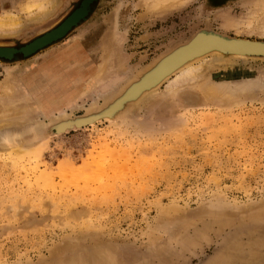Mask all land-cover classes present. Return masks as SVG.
<instances>
[{"label":"rangeland","instance_id":"obj_1","mask_svg":"<svg viewBox=\"0 0 264 264\" xmlns=\"http://www.w3.org/2000/svg\"><path fill=\"white\" fill-rule=\"evenodd\" d=\"M79 1L0 0V46L50 31ZM184 1L162 10L168 0H99L58 44L0 62V119L33 117L0 122V264H264V59L209 55L198 81L158 97L169 77L128 102L120 124L36 139L62 112L87 114L112 45L123 60L119 93L200 32L264 43V0ZM211 84L236 95L210 101ZM101 92L100 105L119 109L115 93Z\"/></svg>","mask_w":264,"mask_h":264},{"label":"bare ground","instance_id":"obj_2","mask_svg":"<svg viewBox=\"0 0 264 264\" xmlns=\"http://www.w3.org/2000/svg\"><path fill=\"white\" fill-rule=\"evenodd\" d=\"M151 1H156V2L161 1L162 2L166 0H143V3H145L147 7L151 8V3H150ZM168 1L169 2H166L167 4L165 3L163 5L164 7L160 5L161 8L163 7L162 10H164V8H167V7H172L173 5H174L173 7H175L179 3L182 4L184 0H180L179 2H177L176 0L175 1L168 0ZM176 2L177 4L175 5ZM40 6H41L40 2L36 1L33 3L31 7L40 8ZM262 9L264 10V3L262 4ZM158 11H160V9ZM224 22L226 24L228 21H224ZM249 22L251 23V21ZM235 25H238L237 22ZM235 25H233V28L235 27L237 28V26ZM258 29L261 32V34L264 35V22H262V24L259 25ZM44 34L40 35L39 37L43 36ZM198 35L200 36L196 39V41H194L192 45H189L191 41H193V39L197 37ZM195 37L190 42H188L186 45H182L178 49H175L172 52L170 51L168 54L154 61L155 63H153L149 68L144 69L141 72L139 71L140 73H138L137 75H134L132 79H130V81H128V83L123 86L124 87L123 90L121 92L118 91L119 93H116L115 90H113V93H112L111 90L113 89L114 84L118 83L119 79L120 80L122 78L124 79V77H121L123 76V74L122 75L119 74L121 71V68L123 69V60L121 57L122 55L119 54L116 45H112L110 50L107 53V56L105 55L106 58H104L105 60L104 62H102L101 70L99 74L94 77V79L92 80V84L89 85L91 94L93 95L96 94L95 96L97 98H95V100L91 99L93 100V106L91 105L92 107L87 112L85 117L82 120H76L74 118H68L69 115L67 114V112H62L60 116L55 121H52L50 125H48L47 127L49 128V126H57L59 132H64V131L66 132L67 131L66 129L68 127L70 128L75 127V126L82 127L86 123H89V122L93 123L95 120L99 119L102 115H106L105 116L106 120H109V119L112 120V122L110 121L111 123L118 124L119 122H116V120L115 122H113L114 121L113 119H116L117 114H114L112 111L114 110V112H116L118 108L116 109V108L111 107L112 105L109 104V101H112V100L108 101L104 98L106 102L108 101L107 104L104 103L100 105V103H98L100 101L99 98L101 96L100 93L102 94L101 92L102 90L103 92L104 91L106 92L104 94H108V95L115 93L117 95L114 97L116 101L121 100L122 98H126V100H129V102L133 103L134 99L138 98L136 100V102H138L140 98H142V96H145L146 94L158 92L163 81L164 80L167 81L169 80V77L175 75V77H173L174 78L173 80H171L170 82L167 81L169 84L167 85L165 91L160 94L159 92L157 93L158 97H163L165 99H168V98H171L172 94H177L178 88L181 87L182 85L187 84V82H189V84L190 82L194 83L200 79L201 77L200 73H202V71L204 70V64L209 62L208 60H210V58H207L209 55H212V57H221V58H227V59H254V57H248L249 55H252L251 53H259L260 55H264V43L259 42V41H251V40H244V39H227L220 35L209 34V33L201 34V32L198 33ZM0 47L7 48L4 46H0ZM259 57L261 58L263 57L264 59V56H259ZM210 63L211 61L209 62V64ZM160 78H162V81H160ZM12 82H13L12 84H10L9 86H6V90L8 92H11L14 96L15 94L19 95L20 84L17 83L15 79ZM119 89L120 88H118V90ZM98 90H101V91L99 92ZM204 91L207 94L208 99L210 101H215V102H217V100H219L220 97L222 100V97L233 98L232 96L236 95V92L232 91L231 89L229 91L226 88V86L220 85V84L219 85L218 84L205 85ZM103 96L104 95L102 94L101 97ZM112 96H109L108 98ZM255 98L257 99V97ZM251 99L252 98H250L249 101H251ZM252 101H254V99ZM28 113L29 112L26 109H23L21 110V112H18V114L16 113L8 117L9 120L0 119V122L1 123L9 122L10 119L11 121H16L18 123H24V122H29V121L33 122L32 113L30 115H28ZM1 125H4V124L2 123ZM45 130H46V127H44L43 131L36 133L37 141L41 139L43 136L48 137V133Z\"/></svg>","mask_w":264,"mask_h":264},{"label":"water","instance_id":"obj_3","mask_svg":"<svg viewBox=\"0 0 264 264\" xmlns=\"http://www.w3.org/2000/svg\"><path fill=\"white\" fill-rule=\"evenodd\" d=\"M98 2L99 0H80L79 3L75 6V8L72 10V12L60 24L55 26L53 30H50V32L44 34L39 38H35L24 45L8 46L7 48L0 47V62L6 64H12L18 61L28 60L29 58L37 55L39 52L46 50L54 46L55 44H58L90 18ZM199 36L200 35L195 37L189 45H192V43L196 41V39ZM251 54L252 55H249L248 57L263 59V57L261 58L259 56H264V55H260L259 53H251ZM137 99H134V101L133 100L132 101L135 102ZM119 101H121L122 104H120L119 109L116 112H114V114H118L121 110H123L126 107L127 103L129 102V100H126V98H122ZM85 115L80 117H74V119L82 120L85 117ZM105 116L106 115H102L99 119L95 120L93 123H96L101 120H105ZM88 125H92V123L91 122L86 123L82 127ZM82 127H76V126L72 128L68 127L69 129L67 128L66 130L69 131L72 129L82 128ZM45 131H47L48 135L61 134L65 132V131L59 132L57 126H49V128H46Z\"/></svg>","mask_w":264,"mask_h":264},{"label":"crops","instance_id":"obj_4","mask_svg":"<svg viewBox=\"0 0 264 264\" xmlns=\"http://www.w3.org/2000/svg\"><path fill=\"white\" fill-rule=\"evenodd\" d=\"M108 51L105 53V55H107ZM105 60V59H104Z\"/></svg>","mask_w":264,"mask_h":264}]
</instances>
